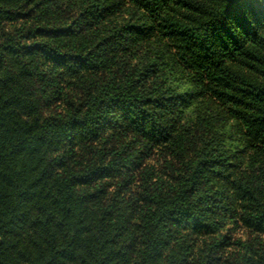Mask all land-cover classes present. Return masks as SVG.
Here are the masks:
<instances>
[{
    "label": "trees",
    "instance_id": "1",
    "mask_svg": "<svg viewBox=\"0 0 264 264\" xmlns=\"http://www.w3.org/2000/svg\"><path fill=\"white\" fill-rule=\"evenodd\" d=\"M0 264H264V0H0Z\"/></svg>",
    "mask_w": 264,
    "mask_h": 264
}]
</instances>
